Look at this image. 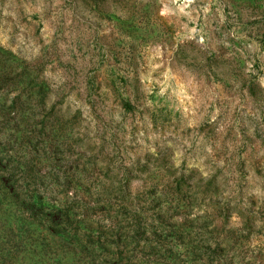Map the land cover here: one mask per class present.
I'll use <instances>...</instances> for the list:
<instances>
[{
    "label": "rangeland",
    "instance_id": "obj_1",
    "mask_svg": "<svg viewBox=\"0 0 264 264\" xmlns=\"http://www.w3.org/2000/svg\"><path fill=\"white\" fill-rule=\"evenodd\" d=\"M0 154L14 264H264V0H0Z\"/></svg>",
    "mask_w": 264,
    "mask_h": 264
},
{
    "label": "trees",
    "instance_id": "obj_2",
    "mask_svg": "<svg viewBox=\"0 0 264 264\" xmlns=\"http://www.w3.org/2000/svg\"><path fill=\"white\" fill-rule=\"evenodd\" d=\"M1 154H0V162H1ZM16 179L13 177V174L11 172L6 173H0V201H3L4 198L8 195H12V197L15 199L14 208L17 210H22L27 212V215L30 217V219H33L34 221H38V218H43L42 222L43 224L46 223L45 227H42L45 229L46 235L44 237H48L49 243L53 242L54 244L56 242H60L61 249L63 253L67 250L68 244L70 241H76V242H82L81 238L76 235L74 232L69 233L64 228L63 225L60 224V222H64L66 225L68 223L65 211H61L60 208L51 206L48 210L43 213V217L39 215L40 211H43L42 204L39 203V200L41 197L40 195L36 196L31 193H23L21 191V188L18 184H16ZM19 186V187H18ZM9 206L10 203L8 202ZM62 216V219L60 218ZM25 218V216H24ZM5 223V219L2 220V224ZM60 224V225H59ZM63 224V223H62ZM4 229H8L9 231H12L10 225H6ZM4 233L3 237H5V242H1L0 238V264H14V256L15 254L12 252V250L5 249V245L7 246V242L10 241L8 237L9 233ZM65 235H67V240L65 241ZM51 240V241H50ZM4 243V244H3ZM11 244V243H10Z\"/></svg>",
    "mask_w": 264,
    "mask_h": 264
}]
</instances>
